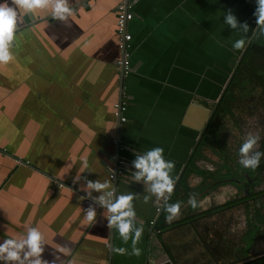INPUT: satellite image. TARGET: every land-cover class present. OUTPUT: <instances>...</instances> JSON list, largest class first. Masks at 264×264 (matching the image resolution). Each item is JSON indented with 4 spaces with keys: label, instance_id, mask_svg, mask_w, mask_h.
Segmentation results:
<instances>
[{
    "label": "crops",
    "instance_id": "1",
    "mask_svg": "<svg viewBox=\"0 0 264 264\" xmlns=\"http://www.w3.org/2000/svg\"><path fill=\"white\" fill-rule=\"evenodd\" d=\"M121 1L68 0L73 15L66 22L54 19L47 8L28 15L17 10L10 42L14 60L0 66V241L34 226L42 235V258L50 264H252L264 257L258 249L264 243V202L245 214V253L240 247L228 249L234 221L220 218L240 205L199 214L224 203L200 207L225 186L240 194L234 177L225 179V167L234 162L219 154L218 145L228 149L233 138H247L240 113L254 117L258 101L239 110L235 119L216 117L215 137H208V126L248 48L264 46L254 15L256 0H137L127 26L131 70L123 75L116 34ZM8 3L16 7L14 0ZM225 13L246 24L248 32L230 28ZM24 17L33 21L25 25ZM241 38L245 46L233 49ZM120 101L126 103L121 123L114 117ZM263 138L264 129L256 144L262 152ZM153 147L163 148L165 159L174 162V187L164 204L179 199L176 217L191 218L164 230L156 225L159 233H154L149 222L155 217V196L142 180L118 177L117 197L133 195V223L142 228L133 245L131 233L125 242L107 227L108 213L95 199L100 193L87 190L91 195H86V183L107 180L113 189L109 173L117 166L115 159L133 165L136 155ZM85 160L88 168H83ZM230 170L234 176L235 169ZM186 171L189 175L179 184ZM190 196L197 207L188 204ZM89 207L96 212L95 223L85 221ZM175 218L165 222L180 220ZM188 226L196 239L176 235V229ZM196 246L201 253L194 252ZM120 247L123 254L114 251ZM133 247L139 255L132 254Z\"/></svg>",
    "mask_w": 264,
    "mask_h": 264
},
{
    "label": "clouds",
    "instance_id": "2",
    "mask_svg": "<svg viewBox=\"0 0 264 264\" xmlns=\"http://www.w3.org/2000/svg\"><path fill=\"white\" fill-rule=\"evenodd\" d=\"M16 7L9 5L8 0H0V66L6 65L14 60L10 52V42L15 39L14 32L17 24L18 11L25 15L34 13L38 9H50V14L54 19L66 22L73 15L68 0H14ZM256 24L261 36H264V0H256ZM224 22L232 29L239 28L243 32H248L246 24H238L236 18L225 13ZM245 39H237L232 47L233 49H242L245 46ZM258 136L249 134L239 147V164L246 169H256L264 152L253 151L257 144ZM164 149L153 147L142 154L136 155L133 160L132 178L135 181H143L148 186V191L157 200L167 201L174 187V178L170 175L174 162L164 157ZM83 168H88V162H83ZM93 190L100 195L95 197L99 204L106 209L108 215L107 227L114 228L122 241L129 240V234L132 235V244L135 245L139 239L142 228L133 223L135 219V210L132 205L133 195H119L113 200V191L107 180L103 182L88 181L86 183V195L90 196ZM149 196H144L147 202ZM188 204L195 208L197 200L195 196L188 198ZM164 211L167 213L166 221H172L180 212V203H165ZM96 212L89 207L85 212V221L95 223ZM44 248L42 247L41 232L34 226H27L23 233L14 237L4 238L0 241V264H50L49 261L42 258ZM114 251L123 254V247L115 248ZM139 249L133 247L132 254L139 255Z\"/></svg>",
    "mask_w": 264,
    "mask_h": 264
},
{
    "label": "trees",
    "instance_id": "3",
    "mask_svg": "<svg viewBox=\"0 0 264 264\" xmlns=\"http://www.w3.org/2000/svg\"><path fill=\"white\" fill-rule=\"evenodd\" d=\"M255 99L258 101V103H262V106L264 107V46H261L257 43H253L248 48V51L245 53L244 57L242 58V61L235 72L234 78H232V80L230 81L223 97L220 99L219 103L217 104V108L214 112V116L208 126V133L212 132L216 124L215 123L216 122L215 119H217L216 117L226 116L229 119H235L237 117V112L239 111V109L240 108L246 109V107H248V104L251 101H254ZM262 150L264 152V148ZM263 165L260 164L257 167L259 169H257L256 173L253 172L255 173L253 176H251L252 171L251 172L250 170L247 171L245 175L242 174L244 173V169H240L241 171L240 182H242L243 185L245 184L247 189L251 186V181L253 179L256 180V177L257 178L261 177L259 179L263 180L264 182ZM191 168L192 167L190 166V169ZM188 175L189 172L186 171V174H184L179 184L183 183L184 179ZM239 191L240 194L236 195L234 199L227 200L222 205L212 207L208 211L200 213L199 215L204 217L205 215H211L217 211L228 210L234 205H240L244 208L245 211L244 214L248 216L249 214L248 209L250 208V206L256 207V205L258 206L259 204H263L264 202V189L258 192L255 191L253 194L251 192L248 193L242 192L243 191L242 188H240ZM176 196L177 193H175V197L172 198L173 199L172 202L175 201ZM166 215L167 213L163 209L156 224L160 230H164L165 228L171 225H177L191 218V217H185L179 220L178 222L169 224L165 222ZM195 216L197 217L198 214H196ZM243 260L244 258L235 261L234 263L241 262ZM245 264H249V263H245ZM252 264H264V257L258 259L257 261L252 262Z\"/></svg>",
    "mask_w": 264,
    "mask_h": 264
},
{
    "label": "rangeland",
    "instance_id": "4",
    "mask_svg": "<svg viewBox=\"0 0 264 264\" xmlns=\"http://www.w3.org/2000/svg\"><path fill=\"white\" fill-rule=\"evenodd\" d=\"M242 111L244 112L245 109H242ZM240 118L242 119L241 125H243L244 126V129L247 130L248 132H250L251 135L258 136V137L261 135V132L264 129V107L262 106V104L257 103L256 114H255L254 117L248 119V118H245L240 113ZM228 123L229 124H233V121H231V120L228 119ZM233 127H232V131L235 133L236 136H238L240 134V131H238L239 129L236 128L235 125ZM244 129H242V132H243ZM215 134H216L215 130H212V132H209L208 133V137L209 136L210 137H215ZM233 139H234V141L232 140V142H231L232 144H231V147L230 148L226 149V147H225L226 144L224 146H222V143L219 144L220 142L218 143L219 144L218 147H219V150L220 151L218 150V147H217V151H219V154L222 157L224 156L223 158H226L228 161L234 162V165L233 166L231 164V166H228L227 165L225 167V169H227V171H225V179H228V180H230L232 182L231 179L233 177H235L233 181L236 182L237 184H240L238 189L242 188L243 189L242 192H244V193L251 192L253 194L255 191L258 192L260 190H263L264 189V182H263V180H260L259 179L261 177H259V178L256 177V180L253 179L251 181V186L248 188L249 191L246 188V185L245 184L243 185L242 182H240V177H241L240 176V174H241L240 169H244V173H242V174L247 173V171H249V170L251 172L252 169H246V168H243L242 166L239 165V155L240 154H239V151L238 150H239L240 145L243 142L240 141L241 139L240 140H236V138H233ZM260 139L262 140V138H260ZM211 143H213V142L211 141L210 144ZM261 143L262 142L260 141L259 144L261 145ZM256 150L257 149H256V146H255L253 148V151H256ZM258 151H259V149H258ZM225 153H227L228 155L225 154ZM232 167L235 169L234 171H236V173H234V176L232 175L231 170H230V168H232ZM254 170L256 172V169H254ZM251 173H252L251 176H253L255 174V173H253V171ZM263 175H264V172H263ZM263 175H261V176H263ZM222 177H224V175H222ZM221 189L222 190H221V193L219 194V196H212V195H210L207 198H204L203 201L200 202V207L206 208V207H209L211 204H215L217 201H220L221 202L223 199L225 201L231 200V199H234V197L236 196V194H235L236 191L234 189H232L230 187V185L225 186V187H223ZM177 202H179V199L177 200ZM176 218H178V219L181 220L184 217H183V215H181L180 217H176ZM220 218L223 219L224 221H228V220H233L234 221V224H233L234 229H233V231H235V234L233 235L234 236L233 238H230V241H231L230 242V246L231 247L229 246L228 249L229 248H232V247L238 249L240 247V248H242V251L245 253V251L247 250V248H244L246 246L243 243V240L248 241L247 239H248L249 233H247L248 227H247L246 215L244 214V210L241 208V206H238V208L233 209V212L230 211L228 213H225V214L221 215ZM202 221H204V220H200V222H202ZM225 230L227 231L226 226H225ZM199 231H200L199 233H202L203 230L201 229ZM188 233L190 234V237H194V239H196V237L194 236V233L195 232L194 231L192 232V228H190L189 226H188V228H184V230L183 229H176V235L178 237H181V236L185 237V236H187L186 234H188ZM246 233H247V235H246ZM201 237L204 240H207L206 239V236H204V235L202 236L201 235ZM229 237H232V236H230V234H229V235H227V238L229 239ZM183 243H182V245H179L178 246V248L180 249V253L184 251L185 245H183ZM193 245H195V241L193 242ZM258 249L264 250V243L263 242H262L261 246H259ZM194 252L196 254L201 253L200 247L199 246L198 247L196 246V250L194 249Z\"/></svg>",
    "mask_w": 264,
    "mask_h": 264
},
{
    "label": "built area",
    "instance_id": "5",
    "mask_svg": "<svg viewBox=\"0 0 264 264\" xmlns=\"http://www.w3.org/2000/svg\"><path fill=\"white\" fill-rule=\"evenodd\" d=\"M137 2V0H122L116 7V34L119 40V49L121 51V57L118 61L122 73L127 74L130 72V50H131V34L128 33L127 26L128 23L133 19L132 7ZM126 110V103L120 101L114 105V117L121 122H125V117L123 112ZM135 171L133 165L126 162L124 159L117 162L115 170L109 173L110 180H116L118 177H129L132 178V173ZM133 179V178H132ZM113 191V197H117L116 189H111ZM153 205L155 211V217L149 222V226L152 227L154 233H159V229L156 228L157 220L161 215L164 207V201L157 200L153 197Z\"/></svg>",
    "mask_w": 264,
    "mask_h": 264
},
{
    "label": "water",
    "instance_id": "6",
    "mask_svg": "<svg viewBox=\"0 0 264 264\" xmlns=\"http://www.w3.org/2000/svg\"><path fill=\"white\" fill-rule=\"evenodd\" d=\"M31 16V15H30ZM31 19V20H30ZM30 19H28L27 17H24V19H23V22H24V24L26 25V24H29L31 21H33V18L32 17H30ZM121 74L123 75V73H122V70H121ZM121 75V76H122ZM226 87H227V84H226ZM121 100V99H120ZM119 127H120V123L119 122H117V129L119 130ZM116 161H115V166L117 165V160H118V157L115 159ZM114 188L116 189V180H115V182H114ZM113 200H115V197H113ZM159 264H173L170 260H167V261H165V262H162V263H159Z\"/></svg>",
    "mask_w": 264,
    "mask_h": 264
},
{
    "label": "flooded vegetation",
    "instance_id": "7",
    "mask_svg": "<svg viewBox=\"0 0 264 264\" xmlns=\"http://www.w3.org/2000/svg\"><path fill=\"white\" fill-rule=\"evenodd\" d=\"M240 111L242 110L241 108L239 109ZM247 118V117H246Z\"/></svg>",
    "mask_w": 264,
    "mask_h": 264
}]
</instances>
